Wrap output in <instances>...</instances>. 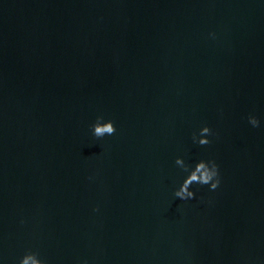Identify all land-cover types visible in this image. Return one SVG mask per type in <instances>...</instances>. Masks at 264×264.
Masks as SVG:
<instances>
[{
  "label": "water",
  "instance_id": "water-1",
  "mask_svg": "<svg viewBox=\"0 0 264 264\" xmlns=\"http://www.w3.org/2000/svg\"><path fill=\"white\" fill-rule=\"evenodd\" d=\"M177 157L219 186L176 198ZM28 251L264 264V0H0V264Z\"/></svg>",
  "mask_w": 264,
  "mask_h": 264
},
{
  "label": "clouds",
  "instance_id": "clouds-1",
  "mask_svg": "<svg viewBox=\"0 0 264 264\" xmlns=\"http://www.w3.org/2000/svg\"><path fill=\"white\" fill-rule=\"evenodd\" d=\"M249 122L253 127L259 126V121L255 116H250ZM91 127L93 136L98 139L104 138L106 135L111 136L116 132L114 123L111 120L105 122L102 116H98L96 122ZM210 135H212L211 129L204 126L200 129L198 136L195 133L193 134L192 139L194 143L207 145L211 142L208 139ZM175 163L185 172L189 173L174 192V196L182 201L195 197L194 191L190 190L193 184L209 185L210 190H215L220 184L218 165L213 160H201L191 168L180 157L176 158ZM19 264H45V261L39 257L37 252L28 251L20 259Z\"/></svg>",
  "mask_w": 264,
  "mask_h": 264
}]
</instances>
